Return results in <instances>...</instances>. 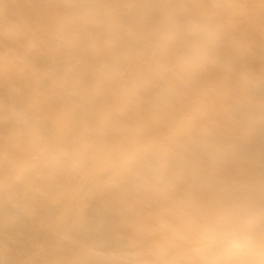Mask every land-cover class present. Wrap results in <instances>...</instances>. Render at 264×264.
<instances>
[{
  "label": "bare ground",
  "instance_id": "1",
  "mask_svg": "<svg viewBox=\"0 0 264 264\" xmlns=\"http://www.w3.org/2000/svg\"><path fill=\"white\" fill-rule=\"evenodd\" d=\"M0 264H264V0H0Z\"/></svg>",
  "mask_w": 264,
  "mask_h": 264
}]
</instances>
